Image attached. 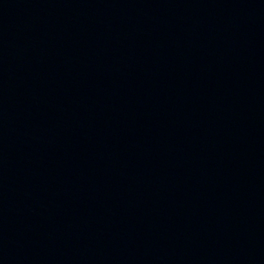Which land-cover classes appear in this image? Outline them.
<instances>
[{"label": "water", "instance_id": "water-1", "mask_svg": "<svg viewBox=\"0 0 264 264\" xmlns=\"http://www.w3.org/2000/svg\"><path fill=\"white\" fill-rule=\"evenodd\" d=\"M0 264H264V0H0Z\"/></svg>", "mask_w": 264, "mask_h": 264}]
</instances>
